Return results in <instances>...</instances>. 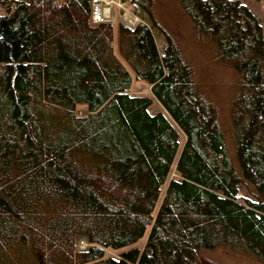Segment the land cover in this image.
Listing matches in <instances>:
<instances>
[{
	"label": "trees",
	"instance_id": "1",
	"mask_svg": "<svg viewBox=\"0 0 264 264\" xmlns=\"http://www.w3.org/2000/svg\"><path fill=\"white\" fill-rule=\"evenodd\" d=\"M121 1L138 7L133 28L90 24V0L0 1V264H219L203 255L211 250L264 264L260 19L239 0H178L195 40L240 77L234 165L178 44L156 43L154 0ZM114 29L151 96L128 93ZM153 99L171 120L150 112ZM241 182L255 200L238 199ZM145 236L140 252L103 255Z\"/></svg>",
	"mask_w": 264,
	"mask_h": 264
},
{
	"label": "rangeland",
	"instance_id": "2",
	"mask_svg": "<svg viewBox=\"0 0 264 264\" xmlns=\"http://www.w3.org/2000/svg\"><path fill=\"white\" fill-rule=\"evenodd\" d=\"M98 1L102 2V6H109V8L108 6L103 7V9H105V13H108L107 15L104 14L103 9H101L103 18H105L108 22L113 24L121 23L128 28H132V26H135L136 23L139 22V18L135 16V9L138 7L133 9L128 1ZM239 1L260 19L262 35L264 37V0ZM5 13L6 10L0 3V15ZM126 16L129 18L128 20L133 21L132 25L123 21V18ZM153 16L159 25V27L153 28L158 47L160 48L166 43V35L173 38L181 49L183 57L192 68L194 87L199 93L207 97L217 107L219 126L224 135L227 156L235 165V140L230 132L229 111L233 98L239 91L240 77L238 73L232 68L218 63L215 58H213V53L209 44H202L195 40L191 20L178 0H154ZM112 45L114 55L131 75L132 82L130 88L128 89V93L133 96H151L150 86L135 79L132 70L119 52L116 29H114V39ZM157 111H161L166 114L160 104L153 99L150 112L152 113ZM74 113L77 116H85L88 111L84 105H78L75 107ZM166 116L169 120H171L167 114ZM176 128L179 134L178 140L180 149L184 143V136L179 128ZM171 177H177L174 173V168L171 171L170 178ZM165 185L161 187V195L164 192ZM237 197L241 201L244 199L255 200L252 190L244 182L239 184ZM145 238L146 236L133 244L115 249L103 248V255L105 258L112 257L117 259L120 258L124 252L129 250H136L140 252L144 247ZM74 247L77 251H85L88 249L89 243L86 245V248L78 249L75 246L74 239ZM203 255L219 264H260L248 257L224 250L205 251L203 252Z\"/></svg>",
	"mask_w": 264,
	"mask_h": 264
},
{
	"label": "built area",
	"instance_id": "3",
	"mask_svg": "<svg viewBox=\"0 0 264 264\" xmlns=\"http://www.w3.org/2000/svg\"><path fill=\"white\" fill-rule=\"evenodd\" d=\"M100 2L98 0H90V15H89V23L92 25L107 21L103 18Z\"/></svg>",
	"mask_w": 264,
	"mask_h": 264
},
{
	"label": "bare ground",
	"instance_id": "4",
	"mask_svg": "<svg viewBox=\"0 0 264 264\" xmlns=\"http://www.w3.org/2000/svg\"><path fill=\"white\" fill-rule=\"evenodd\" d=\"M100 7H102L101 9H103V7L104 6H102V2L100 1V5H99ZM102 12V11H101ZM103 13L104 14H106L105 13V9H103ZM107 15V14H106ZM129 18H127V16L126 17H124L123 18V21L124 22H126L127 24H129V25H132L133 24V21H130V20H128ZM132 19V18H131ZM133 27V26H132ZM85 239H87L86 237H84ZM78 242V243H77ZM76 243H75V246L78 248V249H83V248H86V245L88 244V242L87 241H77Z\"/></svg>",
	"mask_w": 264,
	"mask_h": 264
},
{
	"label": "water",
	"instance_id": "5",
	"mask_svg": "<svg viewBox=\"0 0 264 264\" xmlns=\"http://www.w3.org/2000/svg\"><path fill=\"white\" fill-rule=\"evenodd\" d=\"M133 27H134V26H133ZM133 27H132V28H133ZM85 237L87 238V236H85ZM87 241H88V238H87ZM76 251H77V250H76ZM85 251H86V250H85Z\"/></svg>",
	"mask_w": 264,
	"mask_h": 264
},
{
	"label": "crops",
	"instance_id": "6",
	"mask_svg": "<svg viewBox=\"0 0 264 264\" xmlns=\"http://www.w3.org/2000/svg\"><path fill=\"white\" fill-rule=\"evenodd\" d=\"M105 6H108V5H105ZM105 6H104V7H105ZM108 8H109V6H108ZM107 14H108V13H107Z\"/></svg>",
	"mask_w": 264,
	"mask_h": 264
}]
</instances>
